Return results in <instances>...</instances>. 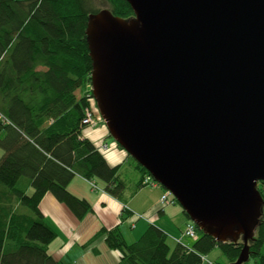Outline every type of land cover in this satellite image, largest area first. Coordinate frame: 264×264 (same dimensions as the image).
I'll return each mask as SVG.
<instances>
[{
	"label": "water",
	"instance_id": "water-1",
	"mask_svg": "<svg viewBox=\"0 0 264 264\" xmlns=\"http://www.w3.org/2000/svg\"><path fill=\"white\" fill-rule=\"evenodd\" d=\"M89 17L92 95L111 138L220 244L263 216L264 0H126Z\"/></svg>",
	"mask_w": 264,
	"mask_h": 264
},
{
	"label": "trees",
	"instance_id": "trees-1",
	"mask_svg": "<svg viewBox=\"0 0 264 264\" xmlns=\"http://www.w3.org/2000/svg\"><path fill=\"white\" fill-rule=\"evenodd\" d=\"M106 1L114 16L134 17L126 0ZM99 11L92 0H0V264H65L49 253L57 234L40 205L51 194L84 219L92 206L68 190L77 175L103 182L109 195L123 201L126 184L117 168L83 137L85 112L95 113L93 95L77 94L92 86L86 30ZM133 161L143 175L139 187H147L150 174ZM101 236L120 253L118 264H202L217 249L226 262L215 264H234L245 246L243 239L220 244L200 232L190 249L172 247L154 225L130 244L119 228L102 229ZM248 246L249 261L264 264V215Z\"/></svg>",
	"mask_w": 264,
	"mask_h": 264
},
{
	"label": "crops",
	"instance_id": "crops-1",
	"mask_svg": "<svg viewBox=\"0 0 264 264\" xmlns=\"http://www.w3.org/2000/svg\"><path fill=\"white\" fill-rule=\"evenodd\" d=\"M83 137L93 143L112 168H117L121 180L126 184V192L123 201H119L105 191V185L101 186L94 182L97 186L95 189L90 181L77 175L70 183L68 190L75 197L87 200L93 210L82 220H78L53 195L47 194L42 200L40 208L45 217V222L57 234L56 240L48 249L52 257L57 261L66 262L65 264H93L86 259H103L106 264H118L120 253L110 249L105 237H98V234L102 229L119 228L128 243L123 229L130 231L131 239H138L134 232L141 230L139 233H142L148 229L147 226H140L142 222L140 214L145 215L148 220L153 219L154 221L155 219V226L157 227L160 226L157 224L158 221L162 223L163 226L158 228L166 234L174 237L180 236L190 220L181 218L180 222V218H178L176 222L180 228L174 227L172 229L168 221L162 218L166 215L167 207H161V199L160 202L159 200L146 202L140 198L147 188L139 187L143 175L132 158L115 141L109 143L111 136L107 128L104 125L94 129L87 128L83 131ZM155 188L154 190L158 189ZM31 190L33 189L29 188L28 193ZM143 222L146 223V221ZM150 223L147 222L146 224L150 226ZM60 235L64 237V242L59 247H55L54 244ZM75 247H78L80 256L75 258L78 260H69L67 263L66 259H71L69 255L74 252Z\"/></svg>",
	"mask_w": 264,
	"mask_h": 264
},
{
	"label": "rangeland",
	"instance_id": "rangeland-1",
	"mask_svg": "<svg viewBox=\"0 0 264 264\" xmlns=\"http://www.w3.org/2000/svg\"><path fill=\"white\" fill-rule=\"evenodd\" d=\"M92 2L94 3V7L96 8V10H100L99 12H101V11H103V10H109V8H110V6H109V4L107 3V1L106 0H92ZM110 11V10H109ZM128 20V19H127ZM92 87V86H91ZM89 90H90V92H91V94H92V88H90V87H87L86 88V90H85V92L84 93H77L78 94V96L80 97L81 95H83V96H87L88 95V92H89ZM93 107H94V110H95V113H96V115L98 116V118L100 119V124L98 125V126H100V125H104L106 128H107V126H106V123H105V121H104V119H103V117L101 116V114H100V112H99V109H98V106H97V103H96V101L94 100V102H93ZM98 126H96V127H98ZM95 127V128H96ZM90 129H94V128H90ZM108 130V129H107ZM113 138H110L109 139V143H113ZM3 155H4V151H3V149L0 147V159L3 157ZM130 157V156H129ZM134 160V159H133ZM151 176V175H150ZM94 182H96L98 185H101V186H104L105 184L103 183V182H101V181H99V180H95ZM93 182V183H94ZM158 189L157 190H154V189H156V188H154V187H151V186H147V188H146V190L141 194V197L140 198H143V200L144 201H146V202H149V201H154V202H156L157 200H159V202H160V199L162 198V196L166 193V192H168L167 190H165L162 186H158L157 187ZM258 189H259V191H260V189L264 192V187H263V185H262V183H259V185H258ZM261 193V192H260ZM33 194V190H31V191H29V195H32ZM262 195V194H261ZM263 197V196H262ZM174 197H172V199H173ZM162 208H166L167 207V209H166V215H165V217H162V218H165V220H167L168 221V224H170L169 226H171L172 227V229H174V227H178V228H180L179 227V225H178V222H176L177 220H178V218H180L179 219V221L181 222V220L182 219H188L187 218V216L183 213V209H182V207L178 204H173V205H169V206H161ZM263 215H264V210H263ZM145 216V215H144ZM143 216V214H140V218H141V223H140V226H144V227H149V225L148 224H146L147 222H151L150 223V225H154L155 226V219H154V221H153V219L152 220H148V219H146L147 217L145 216L144 217ZM182 218V219H181ZM177 219V220H176ZM143 221H146V223H144ZM189 223H190V221H189ZM47 224V223H46ZM50 224V223H49ZM158 225H160V226H163V224L162 223H160L159 221H158V223H157ZM160 226H158V227H160ZM186 227H187V225H186ZM186 227L183 229V231H182V233H181V235L180 236H178V237H174L173 235H168V238H169V244L172 246V247H175L176 245H182V246H184V247H186V248H188V249H190V247L192 246V244L194 243V242H196L199 238H200V232H202L198 227H197V239L196 240H194V241H191V240H188V239H184L183 238V234H184V231H185V229H186ZM168 230V229H167ZM123 231H124V234H125V236H126V238H127V240L129 241V243H133V242H136V240L138 241L142 236H143V234L145 233V231L144 232H142V233H139V232H141V230H138L137 232H134V235H136V238L138 237V239H131V234H130V231H128V230H126V229H123ZM135 231V230H134ZM179 240V239H182V243L181 244H179V243H177V241L176 240ZM242 239V238H241ZM63 240V241H62ZM132 240H134V241H132ZM64 242V237H62V235H60L59 236V238L57 239V241H56V244H54V246L55 247H59L60 246V244L61 243H63ZM78 247H75L74 248V252L72 253V254H70L69 256H70V258L71 259H66L67 260V263L69 262V260H71V261H75V260H78V259H75V258H79V256H80V252H79V250L77 249ZM262 254H264V247H263V249H262ZM206 258V261L209 263V264H215V262L216 261H220L221 263H225L226 261H225V259L222 257V255H221V253H220V251L217 249V250H215L211 255H209L208 257H205ZM89 263H93V264H106L105 263V260H103V259H86ZM106 261H108V259H106ZM66 263V262H65ZM246 264H254V260H250L248 263H246Z\"/></svg>",
	"mask_w": 264,
	"mask_h": 264
},
{
	"label": "built area",
	"instance_id": "built-area-1",
	"mask_svg": "<svg viewBox=\"0 0 264 264\" xmlns=\"http://www.w3.org/2000/svg\"><path fill=\"white\" fill-rule=\"evenodd\" d=\"M92 88V87H90ZM83 124H84V127H87V128H95L96 126H98L100 124V119L98 118V116L96 115V113H94L93 111L87 109L86 112H85V117H84V120H83ZM144 184L146 186H151V187H158L159 184L153 179L152 176H148L146 179H145V182ZM91 185L97 189V186L95 185V183L91 182ZM172 194L170 192H166L162 198H161V206H169V205H173L175 204V201L174 199H172ZM183 238L184 239H188V240H191V241H194L197 239V226L194 222H190L187 224V227L184 231V234H183ZM176 240V239H175ZM177 243L181 244L182 243V239H179V240H176ZM202 264H209L207 261H206V258L203 257L202 258Z\"/></svg>",
	"mask_w": 264,
	"mask_h": 264
}]
</instances>
